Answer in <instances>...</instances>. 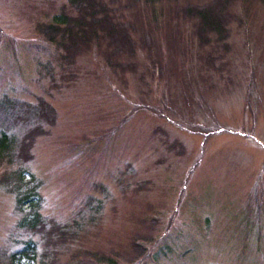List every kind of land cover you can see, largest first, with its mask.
I'll list each match as a JSON object with an SVG mask.
<instances>
[{
    "label": "rangeland",
    "instance_id": "1",
    "mask_svg": "<svg viewBox=\"0 0 264 264\" xmlns=\"http://www.w3.org/2000/svg\"><path fill=\"white\" fill-rule=\"evenodd\" d=\"M101 1L151 40L131 71L39 32L69 0H0V264L28 244L34 264H264V3L236 0L203 42L166 10L211 0H158L156 20Z\"/></svg>",
    "mask_w": 264,
    "mask_h": 264
},
{
    "label": "trees",
    "instance_id": "2",
    "mask_svg": "<svg viewBox=\"0 0 264 264\" xmlns=\"http://www.w3.org/2000/svg\"><path fill=\"white\" fill-rule=\"evenodd\" d=\"M235 1L236 0H211L202 5L186 3L184 7L175 6L168 8L166 14L169 12L172 13L173 19L181 17L185 20L195 21V35L203 42V38H205L208 33L218 34L216 37L222 40L225 36V26L231 19L229 13V9L231 8L230 5ZM258 1L264 3V0ZM69 2L77 9L78 16L67 17L59 15L53 18L52 24L40 27L39 32L46 40L55 42V44L62 49L63 53L70 58L74 54L80 53L84 49L88 50L93 46L99 49L102 42H105L107 47L110 48V52L109 54L105 52L102 54H104L110 66L121 69L124 72L134 69V64L127 63L124 60L127 58L133 59L139 47L145 49V47L151 44V40L145 31V37L143 39L137 38L135 35V22L124 20L121 11L129 13L132 4L121 6L118 10L121 13L118 14L117 10L109 8L101 0H69ZM138 2H142L141 6L145 8L146 11L148 10V19L156 20L157 14L159 13L155 11L154 5L158 0H138ZM140 17L141 16L138 15L137 19ZM133 35H135L134 38ZM148 59H150V57H148ZM115 60L119 63H115ZM11 146L7 137L3 135L2 138H0V160L3 154L10 150ZM17 180H22V177ZM30 181L31 179L28 182ZM33 190V188H30L28 193L18 199V203L23 204L25 201L29 200L31 198L29 195H34ZM34 205L35 204L32 203V207H34ZM34 215L32 217L33 220H23V223L25 222L27 228L30 230L37 229V225L40 223L38 216L36 215L34 217ZM60 236L61 242H63L65 240L63 238L64 232H61ZM35 256L34 247L28 244L17 256L12 255L8 264H19L22 259H27L29 264H34ZM73 262L79 264H116L115 260L102 254L98 255V253L82 254L76 258V261L73 260Z\"/></svg>",
    "mask_w": 264,
    "mask_h": 264
}]
</instances>
